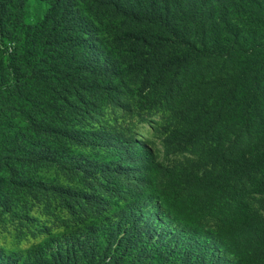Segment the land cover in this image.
Segmentation results:
<instances>
[{
	"label": "trees",
	"instance_id": "1",
	"mask_svg": "<svg viewBox=\"0 0 264 264\" xmlns=\"http://www.w3.org/2000/svg\"><path fill=\"white\" fill-rule=\"evenodd\" d=\"M263 5L0 0V264H264V217L247 201L260 195L264 211V32L239 23ZM220 62L230 65L227 91L211 105L183 101L182 86ZM176 99L191 146L210 145L228 115L258 151L204 173L161 167L97 116L108 102L157 115ZM144 193L195 235L202 219L220 222L234 261L147 237L129 210Z\"/></svg>",
	"mask_w": 264,
	"mask_h": 264
},
{
	"label": "rangeland",
	"instance_id": "2",
	"mask_svg": "<svg viewBox=\"0 0 264 264\" xmlns=\"http://www.w3.org/2000/svg\"><path fill=\"white\" fill-rule=\"evenodd\" d=\"M34 12L32 6L29 22H32ZM255 12L258 14L257 17L250 19L249 23L246 22V19L241 20L240 26L255 29V25H260L258 30L264 32V5L259 9L257 8ZM262 53H264V47ZM229 66L225 65L224 62H220L218 65L205 63L195 78L182 86L181 99L190 102L197 97H203L211 105L230 86ZM259 76L264 87V70L260 72ZM260 98L264 105V91ZM178 102L179 100L176 99L169 107L165 108L164 112L157 115H146L133 108L126 111L121 104L116 105L113 102H108L98 110L97 116L100 119L101 116L104 117L112 126L117 124L118 129L123 134L149 148L154 155L155 163L161 167L188 168L198 173H204L227 166L233 155L244 154L250 158L258 151L255 145L248 144L246 136L240 134L242 133L240 131L243 130H232L234 128L231 124L234 121L232 116L228 115H225L217 128L213 130V138H210L212 143L208 145L209 147L191 146L188 143V136L193 128L189 127V124H185V121L176 116L173 111L174 108L178 107ZM178 114L180 115V113ZM217 117H219V113L213 112L212 121ZM219 137H221V143L215 142L214 139H219ZM215 149L217 150L216 153L213 151ZM119 174L123 175L122 172ZM131 175L132 186L142 185L137 172L132 170ZM152 195H154L153 190ZM144 196L142 201L137 202H134L135 199L132 198L129 210L138 219H141L140 226L144 229L147 237L154 241H166L173 238L177 243L188 244L197 253H206L209 259L214 258L226 263L234 261L233 254L217 239V232L222 226L220 222L209 217L202 219L199 233L195 235L194 231L186 230L182 224L171 217L161 207L158 198H148L149 193H144ZM260 198L261 196L258 194H251L247 201L255 211L264 217V211L260 209ZM206 236L210 239H206Z\"/></svg>",
	"mask_w": 264,
	"mask_h": 264
}]
</instances>
